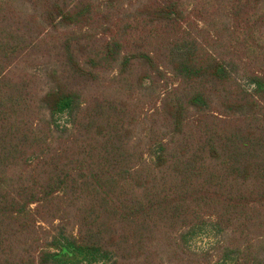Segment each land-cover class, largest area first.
<instances>
[{
    "label": "trees",
    "instance_id": "1",
    "mask_svg": "<svg viewBox=\"0 0 264 264\" xmlns=\"http://www.w3.org/2000/svg\"><path fill=\"white\" fill-rule=\"evenodd\" d=\"M0 264H264V0H0Z\"/></svg>",
    "mask_w": 264,
    "mask_h": 264
},
{
    "label": "rangeland",
    "instance_id": "2",
    "mask_svg": "<svg viewBox=\"0 0 264 264\" xmlns=\"http://www.w3.org/2000/svg\"><path fill=\"white\" fill-rule=\"evenodd\" d=\"M204 241H205V240H202V241H201V239H197V243L200 244V245H203Z\"/></svg>",
    "mask_w": 264,
    "mask_h": 264
}]
</instances>
